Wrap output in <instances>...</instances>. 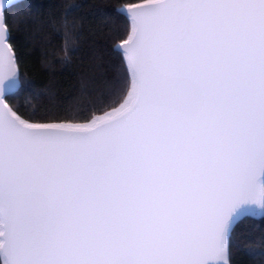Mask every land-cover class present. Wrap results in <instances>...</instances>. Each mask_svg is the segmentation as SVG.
Returning a JSON list of instances; mask_svg holds the SVG:
<instances>
[{"label": "snow or ice", "instance_id": "snow-or-ice-1", "mask_svg": "<svg viewBox=\"0 0 264 264\" xmlns=\"http://www.w3.org/2000/svg\"><path fill=\"white\" fill-rule=\"evenodd\" d=\"M118 11L126 98L40 120L11 105L26 82L0 15L3 264H227L264 215V0Z\"/></svg>", "mask_w": 264, "mask_h": 264}, {"label": "trees", "instance_id": "trees-1", "mask_svg": "<svg viewBox=\"0 0 264 264\" xmlns=\"http://www.w3.org/2000/svg\"><path fill=\"white\" fill-rule=\"evenodd\" d=\"M142 2L19 0L7 7L8 42L26 82L15 90L19 94L14 92L11 105L33 120L81 112L91 118L88 109L94 106L118 107L126 98L121 92L125 58L116 46L131 33L118 10ZM226 259L227 264H264V215H247L236 225Z\"/></svg>", "mask_w": 264, "mask_h": 264}, {"label": "water", "instance_id": "water-1", "mask_svg": "<svg viewBox=\"0 0 264 264\" xmlns=\"http://www.w3.org/2000/svg\"><path fill=\"white\" fill-rule=\"evenodd\" d=\"M18 1H19V0H8L7 4H5L4 6L0 7V15H2V16L4 17V10H5L7 7H9L10 5H12V4H14V3H16V2H18ZM126 8H127V6H126V7H123V9H125V10H126ZM5 28H6V36H5V40H4V47H5V49H7V48H11V46H10V44H9V42H8V30H7L6 25H5ZM130 35H131V33H130ZM119 45L124 46V45H123V42L119 43ZM11 50H12V48H11ZM119 51H120V50H119ZM9 54H10V55H13V56L15 57L13 50H12L11 53H9ZM226 260H227V259H226ZM221 264H223V261L221 262Z\"/></svg>", "mask_w": 264, "mask_h": 264}, {"label": "rangeland", "instance_id": "rangeland-1", "mask_svg": "<svg viewBox=\"0 0 264 264\" xmlns=\"http://www.w3.org/2000/svg\"><path fill=\"white\" fill-rule=\"evenodd\" d=\"M255 215V214H254Z\"/></svg>", "mask_w": 264, "mask_h": 264}]
</instances>
